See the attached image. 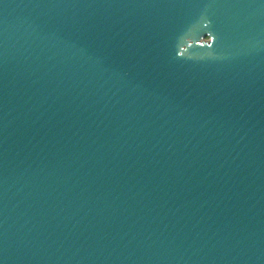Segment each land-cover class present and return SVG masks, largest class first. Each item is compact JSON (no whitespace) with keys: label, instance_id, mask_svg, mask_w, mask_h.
<instances>
[{"label":"water","instance_id":"95a60500","mask_svg":"<svg viewBox=\"0 0 264 264\" xmlns=\"http://www.w3.org/2000/svg\"><path fill=\"white\" fill-rule=\"evenodd\" d=\"M0 264H264V0H0Z\"/></svg>","mask_w":264,"mask_h":264}]
</instances>
